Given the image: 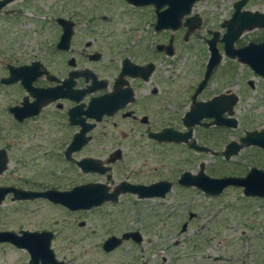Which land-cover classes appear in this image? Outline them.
<instances>
[{
  "label": "flooded vegetation",
  "instance_id": "1",
  "mask_svg": "<svg viewBox=\"0 0 264 264\" xmlns=\"http://www.w3.org/2000/svg\"><path fill=\"white\" fill-rule=\"evenodd\" d=\"M121 1L134 10L151 13V25L155 32L169 33L167 42L151 43L149 46L131 44L132 36L118 32L111 20H90L88 29L80 35L76 21L67 20L74 24V35L68 50L58 49L64 35V28L60 25L62 34L56 50L40 51L29 59L15 57L6 66L7 75L0 80V118L8 116L7 120L11 122L10 129H1L0 126V166L4 167L0 172V207L12 204L16 213L23 212L30 218L41 214V206L44 205L61 210L63 215L57 217L52 226H45L44 222L34 225L32 219L27 227L0 230V233L13 235L8 241L0 242V246L24 251L27 264H85L80 262L83 255L76 256L80 254L76 251L86 255L88 250L98 246L96 238L101 240L103 236L100 246L106 254L125 247H141L145 241L143 232L128 225L122 226L125 221L118 214L129 212L145 201H165L176 188H192L180 184L185 172L178 177L174 170L168 177H162L157 168L147 174L137 170L139 161L149 165L147 163L154 155L150 149L154 147L178 146L183 152L219 156L222 165H225L224 162L239 165L242 160L237 162V158L243 150L257 148L262 153H259V158L250 155V160L244 162L246 166L252 165L248 166L245 174L231 173L218 179L245 178L252 169L264 171V148L244 144L238 154L226 155L230 144H243L242 139L247 132H264V129L246 131L245 136L232 138L225 145L223 134L236 132L241 125L236 111L241 102L240 93L230 88L210 93V81L216 69L224 66L226 59L248 67L254 78L264 82V76L240 61L238 55H227L224 42L228 32L224 25L237 13L264 14V10L250 9L251 0H246V4L239 9L237 5L244 0H234L230 16L222 20L217 30L207 31L210 36L206 39L209 52L208 41L213 39L214 33L219 34L217 48L222 60L209 82L200 89L211 52L200 83H178L173 60L177 56L176 33L182 32L181 38L190 43L195 31L189 33L186 23L200 21L199 29L204 26L205 18L193 12L198 2L191 14L181 18V25L174 30L171 27L158 28L161 13L170 9L173 0H168L169 3L167 0H153L141 6L128 0ZM15 12L22 13L11 10L9 14ZM250 34L255 36L250 37ZM263 43L264 28H255L245 30L233 48L239 51L251 44ZM259 62L264 66V51ZM22 67H27L29 72L24 77L25 83L22 80L10 84L3 82L11 77L12 71ZM225 70L226 74H232L233 79V66ZM248 85L252 89L256 87L252 80ZM199 106V119L192 124L189 114L198 111ZM212 116H217L219 123ZM217 146L220 148L217 149ZM105 151L103 155L96 154ZM165 155L171 157L169 151ZM96 185H101L111 198L101 206L72 210L56 203V195L73 192L77 188L84 193ZM153 186H158L159 194L164 195H147V188ZM106 206L121 209L112 216L108 226H90L87 215ZM194 217L195 214L190 215V218ZM185 224L188 226V223ZM210 229L220 230L219 227ZM103 230L104 233L99 235L98 232ZM126 235L129 237L126 238ZM23 238L25 243H22ZM112 238L120 242L107 251L105 246ZM211 246L210 241L199 243L198 251L203 253ZM89 263L96 264L93 260ZM101 264L147 262L133 256L112 262L102 259Z\"/></svg>",
  "mask_w": 264,
  "mask_h": 264
},
{
  "label": "rangeland",
  "instance_id": "2",
  "mask_svg": "<svg viewBox=\"0 0 264 264\" xmlns=\"http://www.w3.org/2000/svg\"><path fill=\"white\" fill-rule=\"evenodd\" d=\"M251 1L250 9L264 10V0ZM233 3L234 0L199 1L193 12L205 18L204 26L193 33L190 43L181 38L182 32L176 33L177 56L173 60L178 83L202 81L210 56L206 42L210 36L207 31L219 28L222 20L230 16ZM11 10L22 13L9 14ZM59 18L76 21L80 35L88 29L90 20H111L118 32L132 36L131 44L149 46L151 43L167 42L169 36V33L155 32L151 25V13L134 10L121 0H18L0 13V80L7 75L6 66L15 57L29 59L40 51L56 50L62 34L57 22ZM252 36L255 35L250 34ZM226 60L220 70L216 69L210 81V93L229 88L240 93L241 102L236 111L241 125L238 131L223 134L225 145L232 138L245 136L246 131L264 129V82L254 78L248 67ZM230 66L235 70L233 79L232 74H226L225 70ZM251 80L256 85L255 89L248 85ZM7 119L8 116L0 118L1 129H10L11 122ZM167 151L171 154L169 158L165 155ZM183 151L178 146L154 147L150 149L154 155L147 163L149 165L145 166V161H139L137 170L147 174L157 168L162 177H168L174 170L178 177L184 172L195 176L204 165L207 175L222 178L231 173L245 174L249 170L248 166L252 165L246 166L244 162L250 160V155L259 158V153H262L257 148H247L237 158V162L242 160L239 165L233 162H224L225 165H222L219 156ZM106 152L96 154L103 155ZM41 207V214L29 218L23 212L16 213L12 204L2 205L0 230L27 227L32 219L34 225L44 222L45 226H52L57 217L63 216L61 210L44 205ZM119 209L103 207L88 214L87 221L90 226H108ZM191 214H195V217L190 218ZM118 216L125 221L122 226L128 225L143 232V245L106 254L100 246L104 236L101 240L97 237L98 246L92 247L86 255L76 251L80 252L76 256L83 255L81 263L90 264L89 260H93L101 264L102 259L112 262L135 256L147 264H264V199L246 197L243 188L230 187L219 196L207 195L196 187L187 190L176 188L165 201H145ZM185 223L188 226L183 231ZM212 227H219L220 230L213 231L210 229ZM98 233L103 234L104 230ZM207 241L212 246L200 253L199 243ZM215 258L219 259L215 261ZM0 264H27L26 253L15 247L0 246Z\"/></svg>",
  "mask_w": 264,
  "mask_h": 264
},
{
  "label": "water",
  "instance_id": "3",
  "mask_svg": "<svg viewBox=\"0 0 264 264\" xmlns=\"http://www.w3.org/2000/svg\"><path fill=\"white\" fill-rule=\"evenodd\" d=\"M16 0H0V13L1 11L8 6L10 3ZM132 4L141 6L147 5L151 2H146L147 0H128ZM202 0H173L170 9L161 13L160 21L158 23V28L163 29L164 27H171L172 29H178L179 25H181V18L186 15L191 14L193 6ZM167 3L169 1L167 0ZM246 4V0L241 2L237 7L241 9ZM159 7H162L159 6ZM175 15V16H174ZM57 22L64 28V35L58 45L59 50H68L70 48V43L72 37L74 35V24L64 19H58ZM201 22H190L186 23V27L189 28V33L193 32L201 27ZM224 27L228 29L227 34L225 35L224 42L226 44V52L227 55L231 57H235L238 55L240 61L243 63L249 64L258 74L264 76V66L259 62L260 54L264 51V43L260 45H249L246 48H243L239 51H235L233 46L235 41L241 36V34L245 30H253L255 28H264V14L260 13H247L239 15L238 13L231 19L226 22ZM213 39L208 41L211 57L209 59L207 65V71L202 81V87L207 84L214 73L216 67L220 64L222 60V56L217 48V44L219 41V34L214 33ZM260 53V54H259ZM259 59V60H258ZM29 74L27 71V67H22L16 69V71L11 72V77L3 80L4 83L10 84L13 82H17L22 80L25 83L24 77ZM33 83V81H32ZM201 107L199 106L198 111H194L189 114V121L192 124H195L199 116V110ZM201 117V115H200ZM216 123H219L217 116ZM235 125V124H234ZM243 144L239 145L237 143H232L228 147V152L226 155L230 157L232 154H238L242 148H244V144L247 146H259L264 148V132H247L245 138L242 139ZM198 150H203L201 147H197ZM4 170V167L0 166V172ZM96 171H100L96 169ZM180 184L188 187H196L207 195L210 196H218L221 195L226 188L230 186L241 187L244 189V195L247 197L254 198H263L264 199V171L259 169H252L250 173L245 178H212L205 173V166L202 165L200 172L198 175H192L190 172H185L180 178ZM158 186L148 187L147 195H164L159 194L157 190ZM81 189H75L73 192L69 193H61L55 196L56 203H60L72 210H89L93 207L101 206L104 202L110 200L101 185H96L93 188L91 187L86 192H81ZM1 204V201H0ZM187 228V224H184L183 231ZM13 235L11 233H0V242L8 241L9 237L11 238ZM129 235H126V238ZM120 241L116 238L110 239L105 248L107 251H111ZM22 243H25V239H22ZM34 264V262L32 263ZM37 264V263H35Z\"/></svg>",
  "mask_w": 264,
  "mask_h": 264
}]
</instances>
